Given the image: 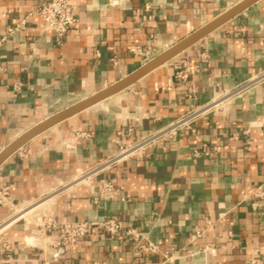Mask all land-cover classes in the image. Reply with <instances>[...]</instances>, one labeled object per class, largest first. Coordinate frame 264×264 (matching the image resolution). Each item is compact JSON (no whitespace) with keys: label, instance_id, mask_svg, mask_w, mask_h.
Returning a JSON list of instances; mask_svg holds the SVG:
<instances>
[{"label":"crops","instance_id":"obj_1","mask_svg":"<svg viewBox=\"0 0 264 264\" xmlns=\"http://www.w3.org/2000/svg\"><path fill=\"white\" fill-rule=\"evenodd\" d=\"M40 1L0 0V35H6L0 43V152L145 65L132 48L155 47L153 59L243 0H68L78 24L61 37L31 14ZM263 69L264 0H257L126 87L31 137L0 162V187L9 188L14 203L36 201L120 144ZM193 128L101 174L117 188L112 195L81 185L52 207L57 220H119L124 229L160 240L158 252H135L124 232L95 225L72 257L54 264H264V200L250 195L264 184V84L235 99L225 115L209 113ZM212 140L218 151L204 155ZM8 216L0 206V224ZM32 227L17 221L3 234L16 244ZM15 252L38 254L32 246Z\"/></svg>","mask_w":264,"mask_h":264},{"label":"built area","instance_id":"obj_2","mask_svg":"<svg viewBox=\"0 0 264 264\" xmlns=\"http://www.w3.org/2000/svg\"><path fill=\"white\" fill-rule=\"evenodd\" d=\"M149 6L146 5L145 9ZM31 14H36L43 21L45 30L51 32L55 37L63 36L68 30L75 28L78 18L75 9L68 0H41ZM23 22L8 29V33L19 29ZM6 39V35H0V43ZM153 46L145 48H132L133 53L141 56L144 61L152 59L154 54ZM183 74L180 73V76ZM264 84V69L247 76L238 84L219 93L211 101L189 107L183 114L178 116L170 123L156 129L150 133L142 135L140 138L125 144H120L117 151L97 162L90 169L81 172L71 181L62 183L41 195L36 201L17 204L11 199L9 188L0 187V206L9 211V216L0 224V264H21L22 262L34 264H54L61 258L72 257L79 249L81 239L87 235L93 226L102 225L109 233L116 234L124 232L129 236L135 252L156 253L159 251L161 241H150L145 233L134 229H124L121 221L106 218L102 221H67L57 220L54 216L52 207L59 197L68 196L74 192L78 186L87 185L91 189L97 187L101 193L107 196L117 191V188L109 181L100 177L105 171L130 159L131 157H142L147 155L148 149L160 142L175 141L179 137L194 131V122L209 113L225 115L229 106L235 99L242 97L252 88ZM237 138V134L233 135ZM206 148H209L206 149ZM218 151L215 140L205 145L203 154ZM197 155V151H193ZM250 195L256 199L264 200V184L254 187ZM32 209L33 215L26 219L24 211ZM23 221L24 224H32L31 234L23 236L22 241L12 244L3 234V231L12 223ZM212 225L207 221L206 226ZM203 230L195 232L194 237L202 235ZM25 246L35 247L38 254L35 258H30L26 254H17ZM205 251L206 248L201 249ZM86 264H105L100 260L88 262ZM248 264H262L256 259H251Z\"/></svg>","mask_w":264,"mask_h":264},{"label":"water","instance_id":"obj_3","mask_svg":"<svg viewBox=\"0 0 264 264\" xmlns=\"http://www.w3.org/2000/svg\"><path fill=\"white\" fill-rule=\"evenodd\" d=\"M257 0H243L239 4L235 5L233 8L229 9L226 11L224 14H222L220 17L212 21L210 24L207 26L201 28L199 31L196 33L190 35L186 39L180 41L178 44L174 45L173 47L167 49L166 51L162 52L159 54L157 57L149 60L145 65L134 71L133 73L129 74L127 77L122 79L121 81L117 82L116 84L110 86L109 88L101 91L100 93L89 97L77 104L72 105L71 107L65 109L64 111H61L60 113H57L45 121L39 123L38 125L32 127L28 131L24 132L21 134L17 139H15L13 142H11L7 147H5L1 152H0V162L6 158L8 155H10L13 151H15L19 146H21L23 143H25L27 140H29L31 137L37 135L41 131L45 130L49 126L53 125L54 123L72 115L73 113L87 108L91 106L92 104L106 98L107 96L115 93L116 91L126 87L130 83L134 82L137 78H139L141 75L146 73L147 71L153 69L154 67L158 66L159 64L163 63L170 57H172L174 54H176L178 51L195 41L197 38L201 37L204 35L206 32L211 30L212 28L218 26L225 20L229 19L239 11L243 10L246 8L248 5L252 4Z\"/></svg>","mask_w":264,"mask_h":264},{"label":"rangeland","instance_id":"obj_4","mask_svg":"<svg viewBox=\"0 0 264 264\" xmlns=\"http://www.w3.org/2000/svg\"><path fill=\"white\" fill-rule=\"evenodd\" d=\"M29 211H30V212H29ZM34 211H35V209H34V210H32V209H28L27 211H25L24 214H26V216H25L24 218L26 219V218L29 217L30 215H33ZM27 213H28V214H27Z\"/></svg>","mask_w":264,"mask_h":264},{"label":"bare ground","instance_id":"obj_5","mask_svg":"<svg viewBox=\"0 0 264 264\" xmlns=\"http://www.w3.org/2000/svg\"><path fill=\"white\" fill-rule=\"evenodd\" d=\"M30 212V211H29ZM25 213V211L22 213V214H24ZM28 214V213H27Z\"/></svg>","mask_w":264,"mask_h":264}]
</instances>
